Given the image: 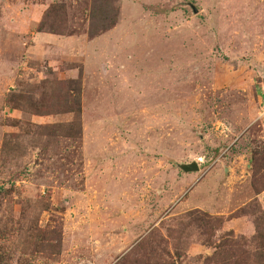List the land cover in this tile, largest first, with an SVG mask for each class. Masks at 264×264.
Listing matches in <instances>:
<instances>
[{"label": "rangeland", "instance_id": "obj_1", "mask_svg": "<svg viewBox=\"0 0 264 264\" xmlns=\"http://www.w3.org/2000/svg\"><path fill=\"white\" fill-rule=\"evenodd\" d=\"M92 4L0 0V264H120L152 231L168 237L176 264H205L215 251L206 228L191 224L181 256L168 236L190 220L177 208L185 198L225 213L212 215L226 221H213L211 241L240 250L234 242L256 229L250 216L227 219L235 197L251 199L239 210L257 198L264 211L251 163L264 152V0H121L117 26L95 38ZM55 5L78 32L39 30ZM69 79L82 82V139L47 145L25 124L73 115H32L7 96ZM194 161L200 171L183 182L178 166ZM202 212L190 217L206 222ZM56 227L58 258L24 246L26 233Z\"/></svg>", "mask_w": 264, "mask_h": 264}, {"label": "trees", "instance_id": "obj_2", "mask_svg": "<svg viewBox=\"0 0 264 264\" xmlns=\"http://www.w3.org/2000/svg\"><path fill=\"white\" fill-rule=\"evenodd\" d=\"M121 0H93L89 15V29L88 35L90 38L98 37L113 28H115L119 21V2ZM66 8L63 5L52 6L46 13L43 23L40 24L39 30L48 33H57V35H66L72 32L75 34L78 31H71L67 24ZM70 30V31H69ZM45 85L41 92L37 95L35 87H29L30 91L25 93L12 92L7 96V104L13 109L27 112L36 116H58L72 114L73 120L68 123H55L48 125H26L25 131L39 130V137L43 138L47 143H57L60 146L61 142L78 141L82 139L83 135V103H82V82L80 79H69L65 81L43 82ZM41 86V85H40ZM39 86V87H40ZM24 123L19 122L22 126ZM36 133V132H35ZM33 135V133H32ZM19 148H15L17 151ZM263 154V155H262ZM262 154L257 151L251 157L252 163V184L256 195L264 191V183L259 187V182H263L264 174V152ZM48 209L49 207H45ZM44 209V210H46ZM199 211L201 210H193ZM192 212V211H191ZM205 217H208L206 222L201 219H192L190 216L193 213L187 214L190 218L188 222L178 229H168V236L171 239V245L175 251L176 256H181V239L185 235L186 230L191 224H197L199 227L206 228L207 235L211 236L207 240V245L214 246V254L206 259L205 264H264V211L255 198L253 203H249L242 209L236 211L232 216H250L253 218V223L256 229V235L251 242L244 245L238 241L234 242V247L240 250L226 252L224 244L221 242L214 243L212 238L215 237L216 226L215 222L226 221V218L219 217L220 220L212 218L213 216L203 211ZM186 217V216H185ZM32 229V228H30ZM230 233L225 236L224 240L232 242ZM25 241L29 249L32 248L34 254L44 252L49 258H58L61 252L62 232L61 227H56L53 231H41L39 235L35 233H26ZM168 237L163 236L160 231H152L149 237L139 242L133 249L131 254H128L123 262L120 264H176V261L171 257V250H169ZM249 245L251 249L245 248ZM232 247V244H231ZM179 248V249H178ZM4 260V259H2Z\"/></svg>", "mask_w": 264, "mask_h": 264}, {"label": "crops", "instance_id": "obj_3", "mask_svg": "<svg viewBox=\"0 0 264 264\" xmlns=\"http://www.w3.org/2000/svg\"><path fill=\"white\" fill-rule=\"evenodd\" d=\"M249 167H250V165H246V170H245V176H247V171H248V169H249ZM236 170L237 169H239V165H235V167H234ZM227 170V169H226ZM225 170V171H226ZM231 172V177H233V175H232V172L234 171V169H233V171L232 170H230ZM197 173V172H196ZM192 177V175H191V173H184V175H183V177H182V181L183 182H186V183H189V179ZM194 178H196L197 179V177H194ZM194 180V179H193ZM196 181V180H195ZM195 181H194V183H195ZM262 195V194H261ZM188 198V197H187ZM258 198H260V196L258 197ZM238 199V200H237ZM251 199H249L247 202H244L243 200H241V198H239V197H235V202L237 203V204H239L240 206H238L237 204H236V207H235V209L232 211L233 213L234 212H236L237 210H239V208H241L242 206H244L245 204H247L249 201H250ZM261 200V199H260ZM222 202V201H221ZM221 202H219V203H217V205H216V202H215V204H214V206L219 210V209H222L223 207H224V204L225 203H221ZM177 208H180L179 210L180 211H183V212H189V211H193V210H206L209 214H211V215H215V216H223V215H226L225 213H223V212H220V211H215V212H213V210L210 208H204L203 207V205H196V203L194 204V202H190V200H188V199H184L183 201H181L180 203H179V206L177 207ZM215 209V208H214ZM212 210V211H211ZM205 211V212H206ZM244 218L245 217H239V218H235V220H237V221H240V222H243V220H244Z\"/></svg>", "mask_w": 264, "mask_h": 264}, {"label": "water", "instance_id": "obj_4", "mask_svg": "<svg viewBox=\"0 0 264 264\" xmlns=\"http://www.w3.org/2000/svg\"><path fill=\"white\" fill-rule=\"evenodd\" d=\"M184 173H196L200 171L199 164L194 161L192 163L181 164L178 166Z\"/></svg>", "mask_w": 264, "mask_h": 264}]
</instances>
